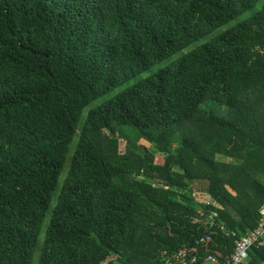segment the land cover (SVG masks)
Masks as SVG:
<instances>
[{"label": "trees", "instance_id": "16d2710c", "mask_svg": "<svg viewBox=\"0 0 264 264\" xmlns=\"http://www.w3.org/2000/svg\"><path fill=\"white\" fill-rule=\"evenodd\" d=\"M263 206L264 0H0V264L227 262L198 210Z\"/></svg>", "mask_w": 264, "mask_h": 264}, {"label": "built area", "instance_id": "2783aa9c", "mask_svg": "<svg viewBox=\"0 0 264 264\" xmlns=\"http://www.w3.org/2000/svg\"><path fill=\"white\" fill-rule=\"evenodd\" d=\"M198 217L203 220L205 235L197 244L213 245L214 237L218 236V231L225 237H233L234 247L227 262H221L213 255H207L202 260V264H246L249 251L252 248H264V206L260 210V220L252 230L236 237V233L229 231L224 225L217 224L218 214L214 211L208 214L203 210H198ZM201 257L196 247H183L174 256L166 258L164 264H199Z\"/></svg>", "mask_w": 264, "mask_h": 264}, {"label": "rangeland", "instance_id": "374dc122", "mask_svg": "<svg viewBox=\"0 0 264 264\" xmlns=\"http://www.w3.org/2000/svg\"><path fill=\"white\" fill-rule=\"evenodd\" d=\"M238 20H240V19H238ZM234 22H235V21H234ZM234 22L230 23L229 25H227V26H225V27H223V28H220V29L216 30L214 33H212L211 35H209L208 37H206V39H209V38L213 37L214 35H217V34L221 33V32H222L223 30H225L227 27L231 26ZM197 45H198V43H196V44H194V45L188 47L186 50H184V51L181 52V53H178V54L175 55L174 57H172V58L167 59V60H165V61H163V62H161V63H158V64L154 65L152 68H150V69H149L148 71H146L145 73H143V74H141V75H139V76H137V77H134V78L130 79L128 82L122 84L121 86H119L118 88H116L114 91H111L110 93H108V95H106L105 97L98 99L97 101H95L94 103H92V106H98V105L102 104L103 102H105L106 100H109L110 98H112V97H113L116 93H118L119 91H122V90L125 89V88H128V87H130V86H133V85H134L135 83H137L139 80L145 78L146 76H149V75L155 73L157 70H159L160 68H162V67H163L164 65H166L168 62L174 60L175 58L179 57L180 55H182L183 53L187 52L189 49H191V48H193V47H195V46H197ZM86 111H87V109H86L85 112H84V116H85V114H86ZM83 118H84V117H83ZM108 135H110V133H108ZM118 137H119V140H120V144H119L120 146H119V149H120L121 152H125V150L127 149V142L125 141L124 138H122V137L120 136V133H119V132H117V133L115 134V139L118 138ZM75 143H76L75 141L72 143V145H71V147H70L71 150L74 148ZM174 147H175V146H174ZM155 154H156V157H157V159H158V163L162 164V163H163V155L160 154V153H158L157 151L155 152ZM230 161L233 162L232 160H230ZM205 185H206V183L198 182L195 188L198 189V190H199V189H203V188H205ZM201 194H202V193H201ZM197 200H199V199H197ZM33 264H36V260H34Z\"/></svg>", "mask_w": 264, "mask_h": 264}]
</instances>
